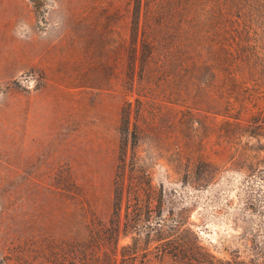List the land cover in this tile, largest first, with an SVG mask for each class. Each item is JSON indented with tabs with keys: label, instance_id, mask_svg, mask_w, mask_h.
I'll return each mask as SVG.
<instances>
[{
	"label": "rangeland",
	"instance_id": "obj_1",
	"mask_svg": "<svg viewBox=\"0 0 264 264\" xmlns=\"http://www.w3.org/2000/svg\"><path fill=\"white\" fill-rule=\"evenodd\" d=\"M131 2L46 0L41 15L29 0H0L1 264H69V243L85 237L91 218L109 213L125 90L119 41L121 34L128 38ZM48 80L64 83L65 92L50 112L38 97V112L21 117L24 95ZM162 86L151 83L137 101L136 89L129 96L131 109L140 111L120 179V225L125 209L142 211L148 195L150 219L163 228L178 221L182 247L166 232L150 241L140 235L139 258L146 252L154 264H226L236 249L245 253L232 218L239 185L249 175L217 149L212 128L218 117L210 104L203 109L195 87L179 97ZM19 128L32 133L25 137ZM129 181L140 205L127 196ZM130 235L120 234L118 245Z\"/></svg>",
	"mask_w": 264,
	"mask_h": 264
},
{
	"label": "trees",
	"instance_id": "obj_2",
	"mask_svg": "<svg viewBox=\"0 0 264 264\" xmlns=\"http://www.w3.org/2000/svg\"><path fill=\"white\" fill-rule=\"evenodd\" d=\"M29 2L42 15L46 0ZM126 27L128 38L121 34L119 41L125 90L118 110L121 140L110 210L103 220L91 218L85 237L69 243V264H154L146 252L141 258L137 255L140 235L150 241L152 234L166 232L164 237L182 247L180 223L170 222L163 228L162 221L150 219L148 195L142 199V211L137 206L125 209L120 225V179L128 163L127 143L133 147L135 139L131 125L140 111L131 109L129 96L136 89L133 98L137 101L151 83L168 85L179 97L192 85L203 109L210 104L218 117L212 128L214 144L249 175L239 185L232 218L237 242L245 253L241 256L236 249L225 262L264 264V0H132ZM202 142L204 146L206 140ZM201 162L210 164L204 154ZM133 166L130 160V171ZM207 178L208 170L203 167L202 184ZM130 183L127 196L140 205ZM126 232L131 234L130 241L118 245L120 234ZM165 253L162 249L158 262ZM191 255V250L186 251V257ZM182 263L176 259L172 264Z\"/></svg>",
	"mask_w": 264,
	"mask_h": 264
},
{
	"label": "crops",
	"instance_id": "obj_3",
	"mask_svg": "<svg viewBox=\"0 0 264 264\" xmlns=\"http://www.w3.org/2000/svg\"><path fill=\"white\" fill-rule=\"evenodd\" d=\"M66 90L65 84L60 82H53L51 80H48L43 85L39 87H35L34 89H31L24 95V97H27L28 100L21 101L20 104V111H21V117L22 113L23 116H30L34 112H38V104L37 98H42V105L44 109V104H46V112H50L52 106L57 102L59 98V92L64 93ZM19 133L23 136H30L32 132L22 131V129L19 128Z\"/></svg>",
	"mask_w": 264,
	"mask_h": 264
},
{
	"label": "built area",
	"instance_id": "obj_4",
	"mask_svg": "<svg viewBox=\"0 0 264 264\" xmlns=\"http://www.w3.org/2000/svg\"><path fill=\"white\" fill-rule=\"evenodd\" d=\"M32 81H33V79L31 78V79H29L28 80V84H31L32 83Z\"/></svg>",
	"mask_w": 264,
	"mask_h": 264
}]
</instances>
